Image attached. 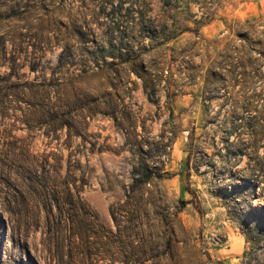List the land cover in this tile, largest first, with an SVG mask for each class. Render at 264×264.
<instances>
[{
  "label": "rangeland",
  "instance_id": "374dc122",
  "mask_svg": "<svg viewBox=\"0 0 264 264\" xmlns=\"http://www.w3.org/2000/svg\"><path fill=\"white\" fill-rule=\"evenodd\" d=\"M134 166L161 264H264V0H0V264L100 258Z\"/></svg>",
  "mask_w": 264,
  "mask_h": 264
},
{
  "label": "trees",
  "instance_id": "16d2710c",
  "mask_svg": "<svg viewBox=\"0 0 264 264\" xmlns=\"http://www.w3.org/2000/svg\"><path fill=\"white\" fill-rule=\"evenodd\" d=\"M141 166L145 170L148 168L146 162H143ZM149 178L146 172H141L138 166H134L130 173V181L122 192L121 200L109 205L108 213L113 226L106 229L107 233L102 241L104 245L101 248V259L109 255L110 257H107L118 259L122 264H161L166 255L173 259V242L177 236V227L174 222L178 219L179 210L176 209L172 215L163 214L149 219L148 210L141 205L142 193L139 190L141 185L149 181ZM101 226L104 225L101 224ZM75 228L73 224L69 228L71 244L68 252L69 264H77L72 247L78 242V236L80 239V233ZM88 235L86 234L83 241L86 248L82 254L87 258L88 264H99V255L91 257L97 250H91V246L88 245L90 242Z\"/></svg>",
  "mask_w": 264,
  "mask_h": 264
}]
</instances>
